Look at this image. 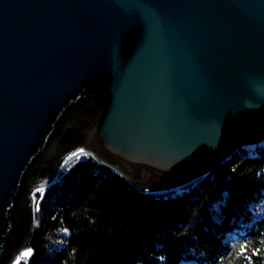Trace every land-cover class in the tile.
Listing matches in <instances>:
<instances>
[{"label": "water", "instance_id": "95a60500", "mask_svg": "<svg viewBox=\"0 0 264 264\" xmlns=\"http://www.w3.org/2000/svg\"><path fill=\"white\" fill-rule=\"evenodd\" d=\"M240 149H264V0H0V264L76 150L180 193Z\"/></svg>", "mask_w": 264, "mask_h": 264}, {"label": "trees", "instance_id": "16d2710c", "mask_svg": "<svg viewBox=\"0 0 264 264\" xmlns=\"http://www.w3.org/2000/svg\"><path fill=\"white\" fill-rule=\"evenodd\" d=\"M65 166L34 191L14 264H264V149L233 152L180 193L141 191L88 152Z\"/></svg>", "mask_w": 264, "mask_h": 264}, {"label": "rangeland", "instance_id": "374dc122", "mask_svg": "<svg viewBox=\"0 0 264 264\" xmlns=\"http://www.w3.org/2000/svg\"><path fill=\"white\" fill-rule=\"evenodd\" d=\"M77 151V152H76ZM76 151H74V152H76V154L74 155V157L75 156H79V155H82V158H84L85 157V151L83 150V151H81V150H76ZM93 155V154H92ZM94 156V155H93ZM74 157H72V158H74ZM95 157V156H94ZM71 158V159H72ZM96 158V157H95ZM70 160V159H69ZM68 160V161H69ZM99 160V159H98ZM67 161V162H68ZM100 161V160H99ZM66 162V163H67ZM66 163L64 164V167H67V166H65L66 165ZM64 167H62L61 169L58 167L57 169H56V171L54 172V174H53V176L51 177V179L49 180V181H47L45 184H43L42 185V187H32L31 188V192L29 193V196H30V201H31V203H30V201H29V203L31 204L30 205V209H31V212H32V216H31V222H30V224L32 225L31 226V232H32V229H33V226H34V212H33V209H34V201H33V197H34V195H35V190H39L40 189V192L41 191H43V188L45 187V185L47 184V183H49L50 181H53V180H55V179H57V176L59 175L58 173H60V171L61 170H63V168ZM60 169V170H59ZM39 192V193H40ZM31 232H30V234H31ZM30 237V236H29ZM29 237H27L26 236V239H25V241H23V243L21 244V246H19L13 253H12V258H10V260H9V262L7 263V264H14L15 263V261L16 260H18V256L20 255V254H24V251H26L27 252V250H26V248H27V242H28V239H29Z\"/></svg>", "mask_w": 264, "mask_h": 264}, {"label": "snow or ice", "instance_id": "6c2138e0", "mask_svg": "<svg viewBox=\"0 0 264 264\" xmlns=\"http://www.w3.org/2000/svg\"><path fill=\"white\" fill-rule=\"evenodd\" d=\"M81 151H83V150H81Z\"/></svg>", "mask_w": 264, "mask_h": 264}]
</instances>
